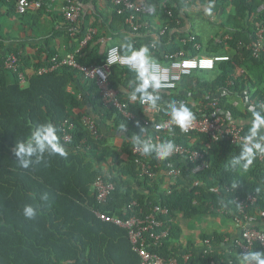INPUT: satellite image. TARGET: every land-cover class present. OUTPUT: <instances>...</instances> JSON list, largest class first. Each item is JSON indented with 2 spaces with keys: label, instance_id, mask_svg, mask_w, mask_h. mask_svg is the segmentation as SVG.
Returning <instances> with one entry per match:
<instances>
[{
  "label": "trees",
  "instance_id": "1",
  "mask_svg": "<svg viewBox=\"0 0 264 264\" xmlns=\"http://www.w3.org/2000/svg\"><path fill=\"white\" fill-rule=\"evenodd\" d=\"M107 1L113 7V0ZM196 1L208 8L212 16L221 14L220 18L224 19L220 24L224 31L219 41H211L205 50H195L191 44L179 46L182 39L193 33L184 34L185 37L179 32L166 33L158 38L159 42L147 39L135 45L125 44L131 45L133 50L147 46L153 62L162 64L169 62L165 56L181 50L187 58L227 56L228 61L216 63L212 71L193 72L175 90H158L160 101L156 113L149 106L141 105L139 99L130 98L136 72L112 67L109 84L119 91V99L136 116L134 121L124 119L114 109L104 108L95 83L84 81L75 70L60 68L41 76L33 74L27 77V86L21 88L16 74L14 82L7 83L3 68L5 58H0V264H140L127 230L99 221L95 213H107L125 221L149 214L157 205L168 210V215L159 219L165 223L169 235L159 246L149 248L152 254L164 260L176 259L178 264H210L211 261L240 264V260H227L211 253L196 259L191 247L182 248L181 230L175 220L178 215L183 220H192L220 210H227L226 218L233 220L238 214L235 198L253 195L257 201L247 213L256 217L258 223L259 218H264V155L262 158L258 155L246 170H232L228 162L240 152L241 144L232 145L228 138L213 141L203 134L186 135L175 129L172 132L175 144L200 152L206 144L210 145L206 157L208 169L192 175L191 164L179 158L160 160L152 154L149 157L156 176L150 180L139 178L131 153L133 135L141 134V119L154 117L155 123L169 119L166 109L173 101L185 104L193 114L216 101L218 110L229 113L242 126L244 136L251 127L252 113L264 114V47L257 57L249 48L256 42L259 29L264 27V10L258 11L264 7V0H146L145 5H155L164 12V4L172 12V18L167 19L172 29L177 26L176 21H183V10ZM224 3L228 4V9H224ZM113 16L114 21L117 20L113 24L126 27L122 16L114 13ZM196 41L200 43L197 36ZM151 43H155L156 49ZM124 45L119 48L121 54H130ZM157 45L168 48H163L162 54ZM7 53L17 54L20 66L26 61L20 48L9 49ZM105 55L100 56L97 49L87 47L76 60L84 66H99L105 62ZM52 56L34 64V69L47 67ZM68 87H72L75 94L78 87L88 93L91 114L80 97L67 92ZM240 96L244 97L246 106ZM84 116L96 117L99 139L89 135L82 124ZM64 121L73 125L69 143L62 142ZM48 122L56 127L67 157L46 153L39 163H33L28 169L20 168L13 155L15 143L26 140L36 125ZM104 131L120 138L119 152L108 146ZM166 138L163 135V139ZM172 167L181 170L175 182L165 176ZM98 176L114 186L104 205L97 203L92 189ZM234 183H238L236 188L232 187ZM43 193H47V201L40 199ZM132 203L136 206L129 210ZM26 204L38 206L39 213L34 220H26L22 215ZM203 240L219 246L223 236L212 234L204 236ZM253 251L262 250L255 246ZM186 254L191 258L184 262Z\"/></svg>",
  "mask_w": 264,
  "mask_h": 264
},
{
  "label": "built area",
  "instance_id": "2",
  "mask_svg": "<svg viewBox=\"0 0 264 264\" xmlns=\"http://www.w3.org/2000/svg\"><path fill=\"white\" fill-rule=\"evenodd\" d=\"M5 2H12L15 5L16 12L19 15H26L32 12L53 10L55 0H4ZM146 0H113V13L117 16L124 18V23L132 27L133 31L140 29L141 25L135 23V18L139 15L150 12V10L143 4ZM164 13L167 19L172 18V12L167 10L165 5H162ZM264 7L261 6L258 11H263ZM60 12L65 21L70 24L75 23L81 14V7L78 4H66L60 8ZM172 23V22H171ZM178 23V21H176ZM169 24L165 25L159 32L160 36H163L169 29ZM73 32V29H72ZM94 35L93 30H89L84 37L81 48H84L92 40ZM257 40L251 48L255 57L263 49L264 42V27L259 29L257 32ZM227 39V37H226ZM181 44L183 46L191 44L193 49L200 50L201 46L196 41L195 35H188L182 39ZM151 47L156 49L152 44ZM80 48V49H81ZM130 54H121L117 46L108 48L105 55V62L99 66H84L77 62L76 55L74 53L67 54L64 57L58 55L52 56L47 67H41L34 71L36 75H44L51 73L59 68L67 67L79 72L83 78L87 81H93L98 89L101 97V102L104 108L114 109L124 119L128 121L136 120V116L128 111L126 103L119 99V91L110 86L109 76L110 70L114 66L123 68H129L135 71L128 64L124 62L123 57ZM168 59L167 64L160 62H154L156 65V72L160 77L162 87L159 90H175L181 81L190 76L195 71H212L216 63L228 61L227 56H214V57H199V58H187L183 50L178 51L174 54L165 56ZM3 68L17 75V79L20 87L26 86V79L20 70V62L17 54L10 53L4 60ZM141 105H147L141 103ZM148 106V105H147ZM217 103L213 101L206 104L203 109H198L197 114H193L194 119L187 131H181L179 128L168 123L169 119L155 123L153 119H141V129H145L142 133L143 138H151L152 143L159 144L164 141L171 140L173 142L172 133L175 129L180 130L183 134L189 135L191 133L203 134L208 138L216 141L218 138H228L232 145H239L243 143L242 134L243 128L233 120L232 116L227 113L220 111L216 108ZM208 108L212 111L208 112ZM158 109H153L156 113ZM82 124L87 129L89 135L97 140L100 138L98 126L94 118L90 116H84L82 118ZM163 125V127H157ZM73 125L64 121L61 125L62 142L69 143L72 138ZM163 135L167 138L163 139ZM174 143V142H173ZM175 144V143H174ZM176 148L174 153L166 158H179L186 164L193 166L191 170L192 175H196L202 171L208 169L209 163L206 159L210 145L206 144L202 152L195 151L190 148H186L182 145L175 144ZM132 156L134 164L136 165L139 178L154 179L156 174L153 172L154 167L152 166L151 159L149 156H144L138 152L134 147L132 148ZM153 155H155L153 153ZM263 155H259L262 158ZM163 159V160H166ZM161 160V159H160ZM181 175L179 168L172 167L169 169L165 176L168 177L172 182ZM98 204L104 205L114 191L113 184L107 182L104 177L98 176L92 187ZM229 191V190H227ZM256 197L248 195L246 197H236L234 202L238 206V214L232 220V222L240 227V235L237 240L233 242V245L237 249L240 255L246 254L247 252L253 251L255 246H258L264 252V230H259L256 227L257 219L247 213V210L256 203ZM132 203L128 209L131 210ZM143 213L142 211L139 212ZM168 210L162 206H154L149 214H144L142 217H131L127 220H122L119 217L111 216L107 213L96 212L95 217L103 222L110 223L118 227H122L127 230L128 238L132 245L133 251L140 258V264H178L176 259L164 260L161 257L152 254L149 248L152 246H159L163 241L168 238L169 231L165 227V223L159 218L166 217ZM208 243V241H206ZM191 258L190 254H186L183 257V261L187 262ZM210 264H216L211 261Z\"/></svg>",
  "mask_w": 264,
  "mask_h": 264
},
{
  "label": "crops",
  "instance_id": "3",
  "mask_svg": "<svg viewBox=\"0 0 264 264\" xmlns=\"http://www.w3.org/2000/svg\"><path fill=\"white\" fill-rule=\"evenodd\" d=\"M66 4H78L81 7L80 17L73 24L65 21L60 12V8ZM138 4L145 5V2ZM146 7L150 12L135 18V23L140 24L141 27L137 31H133L132 27L128 24H125L126 27L117 23L113 24L117 20L114 21L112 3L107 0H55L52 11L32 12L26 15H19L16 12L14 3L0 0V42L3 45V50L0 51V58H6L10 54L7 53L9 49L20 48L22 50L26 61L20 66V70L22 69L21 71L26 79L27 86V77L33 75L35 71L34 64L40 60L44 61L49 55L64 57L67 54L74 53L77 56L88 47L90 50L97 49L100 56H104L108 48L112 46L121 48L125 42L135 45L138 44V41H145L147 39L159 42V37L165 36L166 33L174 35L176 32L182 34L183 37L189 33H193V35L199 38L202 50H205L206 45L211 41L218 42L219 36L224 31L223 28L220 29L222 22L220 23L219 19L222 15L215 14L212 16L208 8L200 5V8L194 10L196 13H204L207 17H210L207 22H211V24H204L205 26H210L208 28L209 31L207 29L203 31L198 30L199 32L194 31L193 23L189 18V12L183 10V13H181L183 21L181 23L178 21L177 26H174L172 29L168 25L170 30L163 36H160L159 32L161 29L169 24L166 15L162 10H158L155 5ZM218 21L219 23L214 25ZM89 30L94 31L92 40L86 47L81 48V43ZM181 41L178 43L180 44L179 46H182ZM152 44L156 47L155 43ZM157 48L163 54V48L167 49L168 46L157 45ZM5 71L7 83L12 84L15 80L14 73ZM83 80L86 81L84 78ZM67 92L80 97L87 112L91 114L92 105L86 91L78 87V92L75 94L74 89L68 87ZM240 97L246 106L247 103H245L244 97ZM103 137L107 140L108 146L115 148L117 152L120 151L118 148L120 138L117 134H107L104 131ZM226 211H213L207 215L197 216L192 220H183L178 215L175 223L181 230L182 248L186 250L191 247L189 249H192L195 253L196 259L202 254L211 253L216 257L223 256L227 260H232V258L239 260V254L233 242L239 238L240 227L235 225L231 219L226 218ZM259 220L256 223V227L264 230V218H259ZM212 234L223 236L221 245L214 246L209 244L208 240H206L208 243L203 240L204 236Z\"/></svg>",
  "mask_w": 264,
  "mask_h": 264
},
{
  "label": "clouds",
  "instance_id": "4",
  "mask_svg": "<svg viewBox=\"0 0 264 264\" xmlns=\"http://www.w3.org/2000/svg\"><path fill=\"white\" fill-rule=\"evenodd\" d=\"M124 47L130 51V55L123 57L124 62L136 72L135 85L130 93L131 100L139 99L141 103H146L150 108L158 109L160 101L158 90L162 85L149 48L145 46L133 50L129 44H125ZM166 114L169 117L168 123L175 125L181 131H187L194 119L193 113L185 104H178L175 101L167 105ZM252 115V124L248 133L242 137L240 152L232 156L228 162V167L232 170H246L258 155H264V114L254 111ZM157 127L162 128L163 125ZM144 131L145 129L142 128L141 134L132 137L134 148L142 155L150 156L154 153L156 158L163 160L174 153L176 146L171 140L154 144L151 138L142 137ZM46 153L48 155L58 154L65 158L68 155L59 143L56 127L50 122L36 125L30 136L24 141L15 143L13 149V155L17 159L16 163L22 169H28L33 163H39ZM237 184L234 183L232 187L236 188ZM40 199L47 201V193L41 194ZM38 213V206L32 204H26L22 210V215L26 220H34ZM239 260L240 264H264V252H247L240 255Z\"/></svg>",
  "mask_w": 264,
  "mask_h": 264
},
{
  "label": "rangeland",
  "instance_id": "5",
  "mask_svg": "<svg viewBox=\"0 0 264 264\" xmlns=\"http://www.w3.org/2000/svg\"><path fill=\"white\" fill-rule=\"evenodd\" d=\"M200 5L201 3L199 1H196L195 5H193L192 3L189 5V7H186L184 10L186 12H189V18L191 19L192 23H193V29L194 31H197L199 32L198 30L200 31H203V30H208V28H210V26H205V25H208V24H211V22H207L209 21L210 17L208 18L204 13H196L194 9L196 8H200ZM224 9H228L229 6L228 4L224 3ZM212 17V16H211ZM213 18V17H212ZM222 19V18H220ZM224 19H222L220 21L223 22ZM219 21L217 23H214V25L218 24ZM205 24V25H204ZM209 31V30H208ZM204 34H205V31H204Z\"/></svg>",
  "mask_w": 264,
  "mask_h": 264
}]
</instances>
